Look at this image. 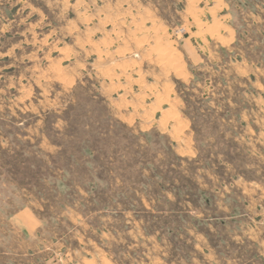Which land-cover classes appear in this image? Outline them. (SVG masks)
<instances>
[{
	"label": "rangeland",
	"instance_id": "rangeland-1",
	"mask_svg": "<svg viewBox=\"0 0 264 264\" xmlns=\"http://www.w3.org/2000/svg\"><path fill=\"white\" fill-rule=\"evenodd\" d=\"M0 264H264V0H0Z\"/></svg>",
	"mask_w": 264,
	"mask_h": 264
},
{
	"label": "bare ground",
	"instance_id": "bare-ground-1",
	"mask_svg": "<svg viewBox=\"0 0 264 264\" xmlns=\"http://www.w3.org/2000/svg\"><path fill=\"white\" fill-rule=\"evenodd\" d=\"M122 48V47H121Z\"/></svg>",
	"mask_w": 264,
	"mask_h": 264
}]
</instances>
